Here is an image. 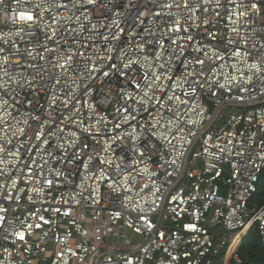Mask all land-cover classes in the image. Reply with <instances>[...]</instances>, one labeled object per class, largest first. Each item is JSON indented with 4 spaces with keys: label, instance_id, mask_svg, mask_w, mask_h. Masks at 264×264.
<instances>
[{
    "label": "built area",
    "instance_id": "1",
    "mask_svg": "<svg viewBox=\"0 0 264 264\" xmlns=\"http://www.w3.org/2000/svg\"><path fill=\"white\" fill-rule=\"evenodd\" d=\"M263 173L264 0H0V264H242Z\"/></svg>",
    "mask_w": 264,
    "mask_h": 264
},
{
    "label": "trees",
    "instance_id": "2",
    "mask_svg": "<svg viewBox=\"0 0 264 264\" xmlns=\"http://www.w3.org/2000/svg\"><path fill=\"white\" fill-rule=\"evenodd\" d=\"M253 204H264V173ZM238 253L242 259V264H264V246L256 227H253L243 236Z\"/></svg>",
    "mask_w": 264,
    "mask_h": 264
},
{
    "label": "rangeland",
    "instance_id": "3",
    "mask_svg": "<svg viewBox=\"0 0 264 264\" xmlns=\"http://www.w3.org/2000/svg\"><path fill=\"white\" fill-rule=\"evenodd\" d=\"M128 237L132 238L135 241L139 239V236L135 235L132 231L128 232ZM241 243H242V239H241V242L239 244V247L241 246ZM222 262H223L222 258L219 257L218 259H216L214 261V264H222Z\"/></svg>",
    "mask_w": 264,
    "mask_h": 264
},
{
    "label": "snow or ice",
    "instance_id": "4",
    "mask_svg": "<svg viewBox=\"0 0 264 264\" xmlns=\"http://www.w3.org/2000/svg\"><path fill=\"white\" fill-rule=\"evenodd\" d=\"M26 19L31 20L32 17L29 15V16L26 17Z\"/></svg>",
    "mask_w": 264,
    "mask_h": 264
},
{
    "label": "bare ground",
    "instance_id": "5",
    "mask_svg": "<svg viewBox=\"0 0 264 264\" xmlns=\"http://www.w3.org/2000/svg\"><path fill=\"white\" fill-rule=\"evenodd\" d=\"M237 243H238V240L234 243L233 247H236Z\"/></svg>",
    "mask_w": 264,
    "mask_h": 264
}]
</instances>
